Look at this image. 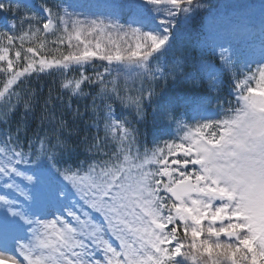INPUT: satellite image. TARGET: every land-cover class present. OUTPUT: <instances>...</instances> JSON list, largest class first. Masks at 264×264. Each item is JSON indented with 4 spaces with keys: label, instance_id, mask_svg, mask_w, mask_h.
I'll return each instance as SVG.
<instances>
[{
    "label": "snow or ice",
    "instance_id": "snow-or-ice-1",
    "mask_svg": "<svg viewBox=\"0 0 264 264\" xmlns=\"http://www.w3.org/2000/svg\"><path fill=\"white\" fill-rule=\"evenodd\" d=\"M96 7L0 0V123L21 104L34 110L22 82L58 74L73 121L89 112L95 130L74 144L78 129L55 115L50 91L41 125L51 132L26 148L24 118L0 133V264H264V26L258 49L219 37L220 64L202 62L198 79L167 58L204 0ZM225 73L235 102L212 95ZM181 77L206 80L208 94L163 99ZM149 107L151 146L138 127Z\"/></svg>",
    "mask_w": 264,
    "mask_h": 264
},
{
    "label": "rangeland",
    "instance_id": "rangeland-1",
    "mask_svg": "<svg viewBox=\"0 0 264 264\" xmlns=\"http://www.w3.org/2000/svg\"><path fill=\"white\" fill-rule=\"evenodd\" d=\"M55 1L57 3L61 2V0H55ZM31 2L36 4L34 0H31ZM67 2L69 3H88L92 5H97L98 7L93 8L92 11H95L98 14H106L109 11V9L106 6L126 4V3L131 2V0H67ZM226 2L231 3V6L236 5L237 7H239V9H244V8L250 9V12L252 13V15H257L258 17L254 18V21H253V24H254L253 28H251L250 32L248 33H242V34L237 33L236 31H234L237 29L234 26H230L229 23L227 22V18L226 16H224L226 15V11L221 9V10L209 12L204 20L202 32L199 35L198 48L200 49V51H203L204 48H209L213 53H216L218 55V51H219L218 49H216V51L212 50L214 47V43L218 41L219 37L223 36L226 33H237L238 34L236 38L233 40V44L234 46H238L240 48H244L246 45V44L241 43V39L244 37V35H250L255 38L257 37L256 40L252 41L250 39V41H252L251 43L254 44L258 49L259 44H260V31H261L262 26H264V0H233V1L226 0ZM36 5L38 6L39 4H36ZM241 29H242V26L240 30ZM183 35H185V31H183L181 28L178 33V36H183ZM256 58L257 59L259 58L258 55ZM173 59H177V58L174 57ZM202 62L213 64V62L202 58L196 61L197 68ZM55 103L56 102L52 104L55 106ZM42 105L44 106V102L42 103ZM49 110L51 111L52 109L50 108ZM147 110L149 112V108ZM54 111H55V115L58 117L59 112H57L58 110L55 107H54ZM117 115L118 116L131 115V113L127 112L126 110L120 109ZM37 123H38L37 128L39 131L46 130L48 128L53 129V126L49 125L47 122H44L43 125H41V120H40ZM151 140H152V135H151ZM2 191H3V188H2V185H0V193Z\"/></svg>",
    "mask_w": 264,
    "mask_h": 264
},
{
    "label": "trees",
    "instance_id": "trees-1",
    "mask_svg": "<svg viewBox=\"0 0 264 264\" xmlns=\"http://www.w3.org/2000/svg\"><path fill=\"white\" fill-rule=\"evenodd\" d=\"M52 75H54V74H52ZM50 76V75H47L45 78H47V80L46 81H49L50 83H44L43 84V87L44 88H42V89H40V88H35V89H33V88H27V93L30 91V90H34V91H40V90H42V92L43 93H47V95L44 97V99H48V97H49V92L51 91V94H52V97H55L56 96V90L57 91H59V83H60V81H57V82H55V83H53V80H54V76ZM39 93V92H38ZM28 98V97H27ZM26 98V99H27ZM40 98H42V97H40ZM53 101V100H52ZM81 112H84V110L83 109H81L80 110ZM18 115L17 114H13V116H12V119H11V122H13L14 121V118L15 117H17ZM81 120L84 122V125H83V123L81 122ZM81 120H79L78 121V126H77V128H81V129H79L80 130V132L78 133V135H76V136H78L79 138H83L85 135H88V137H89V139H90V136L92 135V132L88 129V127L86 126V122H88L89 120H90V114L89 113H85V115H84V117H83V119H81ZM26 121V125H27V127L29 128V130L30 129H32L31 127H30V120L29 119H26L25 120ZM12 124H14V123H12ZM73 127H75V126H72V127H70V128H73ZM76 128V127H75ZM0 133H2V129H0ZM33 134H35V133H33L32 131H31V133L30 134H27V135H22L21 136V139L24 141V145L26 146V141L28 140V138H30ZM78 137H76V138H78ZM73 139V138H72ZM73 141V143L75 144V143H77V142H75V140H72ZM80 153H82V151H79ZM79 156H84V155H81V154H79Z\"/></svg>",
    "mask_w": 264,
    "mask_h": 264
}]
</instances>
